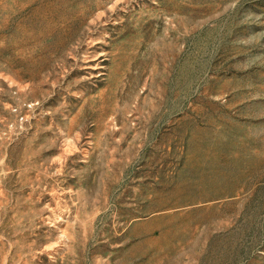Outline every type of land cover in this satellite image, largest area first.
<instances>
[{"label":"rangeland","instance_id":"rangeland-1","mask_svg":"<svg viewBox=\"0 0 264 264\" xmlns=\"http://www.w3.org/2000/svg\"><path fill=\"white\" fill-rule=\"evenodd\" d=\"M0 264H264V0H0Z\"/></svg>","mask_w":264,"mask_h":264}]
</instances>
